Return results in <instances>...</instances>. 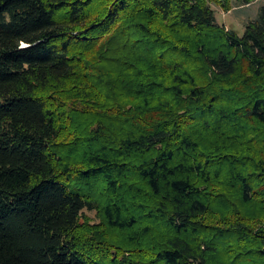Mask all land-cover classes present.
Returning a JSON list of instances; mask_svg holds the SVG:
<instances>
[{"label": "trees", "instance_id": "obj_1", "mask_svg": "<svg viewBox=\"0 0 264 264\" xmlns=\"http://www.w3.org/2000/svg\"><path fill=\"white\" fill-rule=\"evenodd\" d=\"M253 1L0 0V264H264Z\"/></svg>", "mask_w": 264, "mask_h": 264}, {"label": "rangeland", "instance_id": "obj_2", "mask_svg": "<svg viewBox=\"0 0 264 264\" xmlns=\"http://www.w3.org/2000/svg\"><path fill=\"white\" fill-rule=\"evenodd\" d=\"M262 5H264V0H256L248 5H237L231 9L222 8L220 5L214 4V8L217 11L220 24H224L229 29L242 34L246 29L247 23L258 15ZM84 215L85 217L88 216L92 222L100 223L101 216L97 210L85 209Z\"/></svg>", "mask_w": 264, "mask_h": 264}]
</instances>
